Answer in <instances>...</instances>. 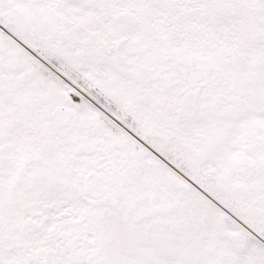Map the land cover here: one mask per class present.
<instances>
[{
    "label": "snow or ice",
    "instance_id": "6c2138e0",
    "mask_svg": "<svg viewBox=\"0 0 264 264\" xmlns=\"http://www.w3.org/2000/svg\"><path fill=\"white\" fill-rule=\"evenodd\" d=\"M0 264H264V0H0Z\"/></svg>",
    "mask_w": 264,
    "mask_h": 264
}]
</instances>
